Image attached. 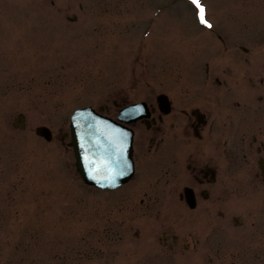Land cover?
I'll use <instances>...</instances> for the list:
<instances>
[{"label":"rangeland","instance_id":"1","mask_svg":"<svg viewBox=\"0 0 264 264\" xmlns=\"http://www.w3.org/2000/svg\"><path fill=\"white\" fill-rule=\"evenodd\" d=\"M201 3L212 27L192 0H0V264H210L191 245L162 246L164 231L206 234L188 212L170 223L141 205L147 179L84 184L67 146L78 107L114 117L153 92L194 99L197 49L216 28L264 53V0Z\"/></svg>","mask_w":264,"mask_h":264},{"label":"flooded vegetation","instance_id":"2","mask_svg":"<svg viewBox=\"0 0 264 264\" xmlns=\"http://www.w3.org/2000/svg\"><path fill=\"white\" fill-rule=\"evenodd\" d=\"M215 34L197 49L194 99L153 92L147 116L125 123L134 171L119 187L147 179L141 205L163 206L170 223L188 212L191 227L207 230L190 242L164 231L166 250L191 245L210 264H264V53L252 58L245 38Z\"/></svg>","mask_w":264,"mask_h":264},{"label":"water","instance_id":"3","mask_svg":"<svg viewBox=\"0 0 264 264\" xmlns=\"http://www.w3.org/2000/svg\"><path fill=\"white\" fill-rule=\"evenodd\" d=\"M166 96L158 95L160 103ZM145 103H133L124 107L117 119L125 122L139 118L144 113ZM21 126L24 116L19 114ZM70 141L75 156V167L82 180L99 188H114L126 182L133 173L131 156L132 131L119 122L92 107L76 109L70 116ZM46 140L51 132L45 125L35 129Z\"/></svg>","mask_w":264,"mask_h":264},{"label":"snow or ice","instance_id":"4","mask_svg":"<svg viewBox=\"0 0 264 264\" xmlns=\"http://www.w3.org/2000/svg\"><path fill=\"white\" fill-rule=\"evenodd\" d=\"M192 3L196 5L198 9V15H199L200 22L206 25L207 27H212V25L206 19V10L204 6L202 5L201 0H192Z\"/></svg>","mask_w":264,"mask_h":264}]
</instances>
